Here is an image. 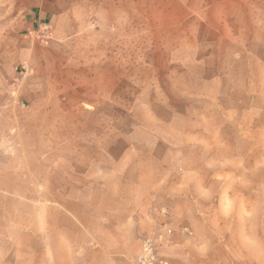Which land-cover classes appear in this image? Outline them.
<instances>
[{"label":"rangeland","instance_id":"rangeland-1","mask_svg":"<svg viewBox=\"0 0 264 264\" xmlns=\"http://www.w3.org/2000/svg\"><path fill=\"white\" fill-rule=\"evenodd\" d=\"M60 5L70 38L47 34L55 18L32 36H48L52 70L79 85L71 106L95 107L81 118L98 128L102 155L128 149L129 171L180 174L173 183L185 189L180 207L205 264H264V0ZM68 202L89 225L114 208L101 195Z\"/></svg>","mask_w":264,"mask_h":264},{"label":"crops","instance_id":"crops-1","mask_svg":"<svg viewBox=\"0 0 264 264\" xmlns=\"http://www.w3.org/2000/svg\"><path fill=\"white\" fill-rule=\"evenodd\" d=\"M66 10L60 0H0V264H136L147 242L156 264H205L180 207L185 189L173 183L180 174L129 171L128 149L102 155L98 128L81 118L95 107L71 106L79 85L63 82L66 68L52 70L48 36H32L55 18L47 34L68 40ZM82 195L114 208L84 224L68 206Z\"/></svg>","mask_w":264,"mask_h":264},{"label":"built area","instance_id":"built-area-1","mask_svg":"<svg viewBox=\"0 0 264 264\" xmlns=\"http://www.w3.org/2000/svg\"><path fill=\"white\" fill-rule=\"evenodd\" d=\"M155 258L154 247L150 242L145 243L143 253L139 257L137 264H151V260Z\"/></svg>","mask_w":264,"mask_h":264}]
</instances>
